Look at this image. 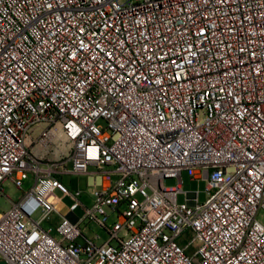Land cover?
Masks as SVG:
<instances>
[{"label":"built area","instance_id":"1","mask_svg":"<svg viewBox=\"0 0 264 264\" xmlns=\"http://www.w3.org/2000/svg\"><path fill=\"white\" fill-rule=\"evenodd\" d=\"M7 181L6 264H264V0H0Z\"/></svg>","mask_w":264,"mask_h":264},{"label":"rangeland","instance_id":"2","mask_svg":"<svg viewBox=\"0 0 264 264\" xmlns=\"http://www.w3.org/2000/svg\"><path fill=\"white\" fill-rule=\"evenodd\" d=\"M182 191L183 193H191V192H197L198 193V198L201 203L206 201L207 195H206V181L204 180H192L189 173L187 171L182 172ZM64 182L70 186L71 190L74 191H80L83 193L82 197V202L87 205L91 206L94 200L93 197V189L87 187V180L85 176L81 177H73V178H65ZM31 182H26L24 184L23 190L17 189L14 184L10 181H7L4 183V193L5 195L9 198H0V213L6 212L10 207H11V201H17L22 195L29 190L31 187ZM164 185L168 188L174 187L177 185V180L176 179H166L164 180ZM59 197H62L61 194L56 193ZM185 200L184 194H179L177 198V202L179 204H182ZM71 200L69 197H63L62 198V203L63 208L61 209L60 213L62 216H66L68 214V208L71 205ZM76 214L78 216H82L83 211L81 209H78L76 211ZM108 225H112L114 222L117 221V214H113L108 210ZM38 216V214H37ZM36 216V217H37ZM260 220L264 223V214H260ZM59 222L58 218H53L50 222L46 223V225H57ZM89 228L91 231L89 232L90 234L94 235L97 234L100 237V243H103L108 240L109 236L106 233V231L100 227L97 224L91 223L89 225ZM192 239V235L187 232L184 234L180 239H179V244L181 246L186 245L189 243ZM195 250V246H192L189 249V253Z\"/></svg>","mask_w":264,"mask_h":264},{"label":"water","instance_id":"3","mask_svg":"<svg viewBox=\"0 0 264 264\" xmlns=\"http://www.w3.org/2000/svg\"><path fill=\"white\" fill-rule=\"evenodd\" d=\"M0 264H6L4 261H0Z\"/></svg>","mask_w":264,"mask_h":264},{"label":"crops","instance_id":"4","mask_svg":"<svg viewBox=\"0 0 264 264\" xmlns=\"http://www.w3.org/2000/svg\"><path fill=\"white\" fill-rule=\"evenodd\" d=\"M0 261H2V260L0 259Z\"/></svg>","mask_w":264,"mask_h":264}]
</instances>
